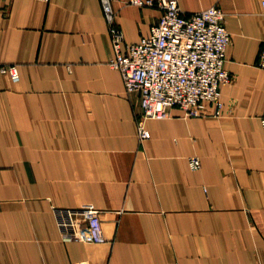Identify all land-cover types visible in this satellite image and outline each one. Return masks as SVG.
<instances>
[{
    "label": "crops",
    "instance_id": "0c3cea01",
    "mask_svg": "<svg viewBox=\"0 0 264 264\" xmlns=\"http://www.w3.org/2000/svg\"><path fill=\"white\" fill-rule=\"evenodd\" d=\"M104 1L126 44L160 17L129 0H0V264H264V0H178L225 13L231 82L220 116L173 108L144 141ZM87 207L103 243L59 226Z\"/></svg>",
    "mask_w": 264,
    "mask_h": 264
},
{
    "label": "built area",
    "instance_id": "2783aa9c",
    "mask_svg": "<svg viewBox=\"0 0 264 264\" xmlns=\"http://www.w3.org/2000/svg\"><path fill=\"white\" fill-rule=\"evenodd\" d=\"M129 3L160 11L149 36L138 43L126 44L122 32L114 25L108 2L104 1L114 47L109 65L120 72L126 93L138 95L142 108L137 120L138 138L148 140L150 132L146 121L165 119L173 108L182 110L185 117H201L207 114V106L211 104L215 107L213 115L220 116L221 91L231 82L225 69V53L231 40L225 26V13L212 6L187 15L178 0H129ZM258 65L264 69V41ZM2 70L14 81L18 80L15 66ZM260 124L264 136V118ZM189 164L192 169H198L200 160L191 157ZM58 217L59 226L66 233L68 226L75 228L84 224L82 230L68 232L70 239L106 241L99 210L93 207L66 209Z\"/></svg>",
    "mask_w": 264,
    "mask_h": 264
}]
</instances>
